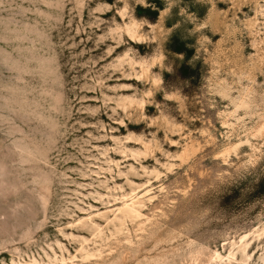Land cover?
Listing matches in <instances>:
<instances>
[{
    "label": "rangeland",
    "instance_id": "1",
    "mask_svg": "<svg viewBox=\"0 0 264 264\" xmlns=\"http://www.w3.org/2000/svg\"><path fill=\"white\" fill-rule=\"evenodd\" d=\"M142 3L0 0V264H264V0Z\"/></svg>",
    "mask_w": 264,
    "mask_h": 264
},
{
    "label": "snow or ice",
    "instance_id": "2",
    "mask_svg": "<svg viewBox=\"0 0 264 264\" xmlns=\"http://www.w3.org/2000/svg\"><path fill=\"white\" fill-rule=\"evenodd\" d=\"M169 3L171 6V11H169L168 8L166 7L164 15L161 16L160 18V22L157 23L155 19L151 20L154 22L145 20L143 22V27L146 30L150 29L153 32H159L161 35H167L168 41L172 39H179L181 37L185 39H190L191 37L188 29L191 28L194 23H198L196 16L189 15L191 9H186L184 12L180 11L181 7H183V0H169ZM142 4L147 6L150 4V0H143ZM125 10L127 11V7L125 8ZM170 14H176L180 18L181 22L179 25H177L175 22L167 23ZM185 25H187V27ZM136 26L140 27L141 25L138 24ZM175 50L177 52L182 51L183 45L177 47ZM186 62H187L186 58H181V57L176 58L177 64H183ZM183 75H187V69L172 70V79L176 86H180L183 84V80L178 79ZM149 95L151 94L149 93Z\"/></svg>",
    "mask_w": 264,
    "mask_h": 264
},
{
    "label": "bare ground",
    "instance_id": "3",
    "mask_svg": "<svg viewBox=\"0 0 264 264\" xmlns=\"http://www.w3.org/2000/svg\"><path fill=\"white\" fill-rule=\"evenodd\" d=\"M136 202L132 201V204H125L123 208L120 209V211L125 215V216H130V217H137L140 218L142 214L140 211H138L135 207Z\"/></svg>",
    "mask_w": 264,
    "mask_h": 264
}]
</instances>
